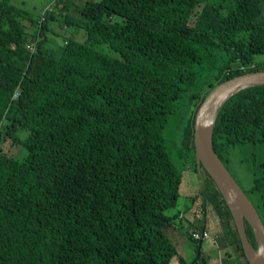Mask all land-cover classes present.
Masks as SVG:
<instances>
[{"label": "trees", "instance_id": "obj_1", "mask_svg": "<svg viewBox=\"0 0 264 264\" xmlns=\"http://www.w3.org/2000/svg\"><path fill=\"white\" fill-rule=\"evenodd\" d=\"M54 6L33 34L20 21L26 13L0 0V140L8 137L23 151L13 158L0 149V264H169L178 251L165 229L183 216L166 214L178 203L181 176L163 131L188 109L184 142L194 149V118L208 93L264 71V60L255 61L264 55V0ZM57 15L86 36L83 43L65 41L59 57L43 48ZM99 44L119 57L92 47ZM212 141L225 167L231 148L264 143V85L241 89L220 106ZM209 180L222 262L248 264L231 213ZM249 192L264 226V171ZM200 230L188 234L200 252L190 264H204L203 240L193 237ZM245 233L256 249L247 223Z\"/></svg>", "mask_w": 264, "mask_h": 264}, {"label": "rangeland", "instance_id": "obj_2", "mask_svg": "<svg viewBox=\"0 0 264 264\" xmlns=\"http://www.w3.org/2000/svg\"><path fill=\"white\" fill-rule=\"evenodd\" d=\"M9 2L26 13V16L20 18V21L25 26L26 32H33L34 34V31L38 28V22L42 20L43 14L54 11L56 0H9ZM57 18L59 19L48 21L43 48L59 57L65 41L73 39L83 43L86 40V36L82 30L75 31L64 26L60 21V16ZM92 47L105 55L119 57L107 45L99 44L92 45ZM262 60H264V55L256 56L255 58V61ZM187 111L188 109H184L172 117L171 122L163 131V136L170 159L181 176L178 203L175 207L167 210L166 214L173 215L182 211L180 212L182 216H185L190 222L188 224L184 217L181 220L176 219L175 228L168 226L165 229V234L178 251L177 257L181 256L185 263L190 264L198 258L200 252L196 251V244L193 239L188 238V234L193 231V228L198 229L201 226L202 231L205 228V232L210 238L204 239L202 243L201 256L204 259V264L205 260L207 261L206 264H221L217 258L220 256L223 258L225 255L223 252L219 253L217 251L218 248L214 239L217 235L218 237L222 235V229L215 211L207 200V186L210 184V177L203 167L198 170L195 150L188 147L184 142L186 121L189 116ZM17 135L20 138H24L27 136V132L18 129ZM0 149L13 158H19L23 154L21 147L11 143V139L8 137L0 140ZM226 167L244 193L248 194L252 203L256 204V197L251 195L249 190L252 187L254 177L259 176L264 171V143L243 144L231 148L226 157ZM212 187L211 185V190H213ZM202 190L204 191L203 194ZM192 198L194 201H192ZM201 204H203L205 211H203ZM183 213L185 214L183 215ZM186 213L189 214L186 215ZM261 215L264 217L263 213ZM203 221L205 222L204 227ZM209 239L213 240L209 241ZM206 247L212 248V251L209 250L210 248L205 251ZM226 248L225 252L232 254V247L227 246ZM177 257L173 258L169 264H180L177 261Z\"/></svg>", "mask_w": 264, "mask_h": 264}, {"label": "water", "instance_id": "obj_3", "mask_svg": "<svg viewBox=\"0 0 264 264\" xmlns=\"http://www.w3.org/2000/svg\"><path fill=\"white\" fill-rule=\"evenodd\" d=\"M258 85H264V71L246 73L217 85L197 109L193 127V146L198 170L203 167L225 201L248 264H264V226L253 204L215 153L212 136L220 106L239 90ZM199 177L201 178L200 174ZM245 223L253 232L256 249L247 239ZM204 224L205 222L203 227Z\"/></svg>", "mask_w": 264, "mask_h": 264}, {"label": "built area", "instance_id": "obj_4", "mask_svg": "<svg viewBox=\"0 0 264 264\" xmlns=\"http://www.w3.org/2000/svg\"><path fill=\"white\" fill-rule=\"evenodd\" d=\"M26 48H27V50H30V51H33V49H34L32 45H26ZM193 237H194V239L204 240V239L208 238L209 236L207 235L205 230H203L200 233H195Z\"/></svg>", "mask_w": 264, "mask_h": 264}, {"label": "crops", "instance_id": "obj_5", "mask_svg": "<svg viewBox=\"0 0 264 264\" xmlns=\"http://www.w3.org/2000/svg\"><path fill=\"white\" fill-rule=\"evenodd\" d=\"M192 201H193V200H192ZM192 207H193V206H192ZM192 207H191V208H192ZM180 212H182V211H180ZM183 212H185V211H183ZM181 214H182V213H181ZM184 214H185V213H183V215H184ZM187 214H189V213H186V215H187ZM183 217L185 218V220H186L187 223L189 224L190 221L188 222V219H187L185 216H183ZM204 230H205V228H204ZM209 238H210V237H209ZM215 238H218V235H217ZM210 240H213V239H209V241H210ZM214 240H215V239H214ZM215 246H216V245H215ZM216 247H217V246H216ZM209 248H210V247H206L205 251L208 250ZM217 248H218V247H217ZM211 249H212V248H210L209 250H211ZM211 251H212V250H211ZM217 251H219V249H218ZM221 252H222V251H221ZM219 253H220V252H219ZM217 260H219V262H221V264H223V262H222V256L218 257ZM206 262H207V261L205 260V264H206ZM224 264H225V263H224Z\"/></svg>", "mask_w": 264, "mask_h": 264}]
</instances>
